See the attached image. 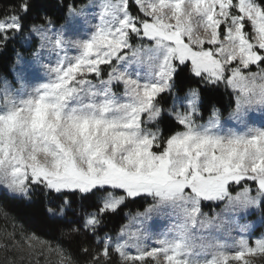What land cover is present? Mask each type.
<instances>
[{"label": "snow or ice", "instance_id": "6c2138e0", "mask_svg": "<svg viewBox=\"0 0 264 264\" xmlns=\"http://www.w3.org/2000/svg\"><path fill=\"white\" fill-rule=\"evenodd\" d=\"M65 9L57 29L53 13ZM17 43L19 87L0 77V197L39 198L85 264H230L213 230L250 235L264 224V0H0V57ZM41 68L43 82L30 83ZM138 201L143 210L126 214L115 237L100 235L105 217ZM204 202L221 210L209 216ZM154 218L171 224L146 249ZM36 243L0 230L2 264L36 255ZM238 245L232 260L264 254V235ZM44 251L80 264L63 245Z\"/></svg>", "mask_w": 264, "mask_h": 264}, {"label": "trees", "instance_id": "16d2710c", "mask_svg": "<svg viewBox=\"0 0 264 264\" xmlns=\"http://www.w3.org/2000/svg\"><path fill=\"white\" fill-rule=\"evenodd\" d=\"M88 0H63L65 4L75 3L76 7L85 4ZM3 3H8L10 0H2ZM57 3H60L61 0H56ZM133 13L135 14L136 8L133 6ZM67 11L64 12H54L53 21L55 26L61 25L64 23L63 17L66 16ZM38 45V40L33 37L31 46H23V55H29L33 50L36 49ZM15 47L16 51H20L22 45L17 43L16 45H9V51L2 57H0V77H7L8 80L12 81V72L11 67L15 61V53L11 50ZM106 75V74H105ZM186 74L181 73L180 79L185 85L191 87H196L198 81L196 78L186 79ZM201 87H203L201 85ZM217 96L221 99V104L227 105L229 102V95L224 92L223 87H221ZM224 115L227 116V111L224 112ZM207 119V113H205L204 120ZM203 122V121H201ZM167 135V133H166ZM211 205H203V210H208ZM144 207L143 201H138L136 203H129L126 208H124L119 216H109L105 217L106 223L100 229V235L102 236L104 232L110 234H115L119 231L120 227L126 222V214L142 211ZM218 206H211L212 208H219ZM7 230L12 232L15 230L16 238L19 240L25 235L35 234L39 240L44 241L45 243L51 244L52 246L63 245L65 248H68L74 257H76L80 264H85V261L90 257H85L79 252L77 245H72L69 247V242L67 238L62 237L60 231L50 227L44 215V206L40 203L39 198L34 197L33 203H28L24 200H13L9 198L0 197V230ZM259 229L257 228L254 234H259ZM90 246L95 248L97 251L102 245H95L94 242L90 243ZM94 254V253H93ZM118 260V257L115 258ZM147 264H156L155 261L148 259ZM252 264H264V254H260L259 257Z\"/></svg>", "mask_w": 264, "mask_h": 264}, {"label": "rangeland", "instance_id": "374dc122", "mask_svg": "<svg viewBox=\"0 0 264 264\" xmlns=\"http://www.w3.org/2000/svg\"><path fill=\"white\" fill-rule=\"evenodd\" d=\"M94 3V0H88L85 4L78 6L77 8H80L82 6L85 5H91ZM67 15V14H66ZM88 19L90 21H92L93 23L95 22L93 19V16L90 14ZM65 23V21H64ZM62 23V24H64ZM61 24V25H62ZM57 29L60 28V25L55 26ZM85 27H88V25L86 24ZM66 38L68 39H79L80 36L77 33H73L71 31H68L65 33ZM38 40V44H39V39L38 37H34ZM138 41L133 40V43H137ZM145 43H147V41H145ZM38 46V45H37ZM34 51V50H33ZM32 51V52H33ZM31 52V53H32ZM31 53L29 55H24L25 59H30L31 58ZM76 54V50L75 49H69L68 50V55L69 56H74ZM45 56L47 57V53L45 52ZM52 62H55V57H52ZM15 63V61H14ZM14 65V64H13ZM19 70V69H17ZM255 70V69H253ZM11 72H12V87L13 88H18L19 84L17 83L16 79H15V75L13 73V66L11 67ZM39 76L41 77V79H37V80H30V83L36 84V83H40L43 82V77H44V71L43 69H39ZM10 81V80H9ZM2 82H0V87H2ZM116 91L118 93L123 91V87L120 86L119 88L116 89ZM204 204L206 205H211L213 206L210 202H204ZM203 204V205H204ZM208 208V210H203V213L211 216L213 215L215 212H219L221 210L222 205H220L219 208H212L211 209ZM135 212H131L130 214L135 215ZM129 214V213H128ZM259 213L253 214V215H249L247 217L241 216L240 217V223H248L251 221H259ZM128 223V217L126 215V222L124 224ZM123 224V225H124ZM171 224V221L169 219L166 218H154L152 221H149L147 224V227L150 229L151 231V237L147 240L144 241V246L146 249H151L152 247L156 246L155 241L156 239L159 237V233L162 231H165ZM259 229V234H254L256 229ZM214 234L217 236V238L225 243L228 247L226 248V254L229 255L230 257V264H244V261L249 262V264H252L255 262V260L259 257V255L261 253H256L255 255H248L246 254V256L243 258V261H235L231 259V256L234 254L235 251L239 250V245H238V241L241 238V236H244L246 239H249V243L250 245L253 244V242L255 241L256 238L261 237L262 235H264V224H257V227L249 234L247 233H240L238 232V230L233 229V231L229 234V233H225V232H216L215 230H213ZM117 233V232H116ZM115 234H111L113 237H115ZM41 241V240H40ZM44 242V241H42ZM45 246H51V248L55 249V246H52L51 244L45 243L42 245L40 243H36V249H37V254L33 255L32 257L28 258L26 257L22 262H20V264H57V256L55 255L54 252H47L44 251V254L41 255L39 254L40 251L45 247ZM131 253H135V249H130L129 250ZM9 258H11V253H9ZM5 259V252L3 250H0V264H2V262ZM159 264H164V260H163V256H160L159 258ZM157 264V261H155Z\"/></svg>", "mask_w": 264, "mask_h": 264}]
</instances>
